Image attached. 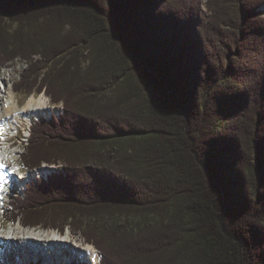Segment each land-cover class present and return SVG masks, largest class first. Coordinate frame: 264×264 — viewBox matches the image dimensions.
<instances>
[{
	"label": "trees",
	"instance_id": "trees-1",
	"mask_svg": "<svg viewBox=\"0 0 264 264\" xmlns=\"http://www.w3.org/2000/svg\"><path fill=\"white\" fill-rule=\"evenodd\" d=\"M264 0H0V73L63 104L4 211L100 264H264Z\"/></svg>",
	"mask_w": 264,
	"mask_h": 264
},
{
	"label": "bare ground",
	"instance_id": "bare-ground-1",
	"mask_svg": "<svg viewBox=\"0 0 264 264\" xmlns=\"http://www.w3.org/2000/svg\"><path fill=\"white\" fill-rule=\"evenodd\" d=\"M12 78V74L4 76L2 80L3 86L0 85V91L4 90L5 94L3 97L0 96V135H2V138H0V160L6 165L3 170H0L5 177L4 181H0V183H3V188H8V186H11V183L15 180L27 179L31 176L29 174L18 177L16 172L13 171V169L17 168V158L20 157L21 151L15 147L17 143H13L15 134H13L11 130L14 128L16 129L18 124H23L22 122L24 121H22V119H25L31 124L41 117L51 115L55 110V108L52 109L50 107L45 95L30 96L27 98L25 104L21 106L16 93L10 85L12 83ZM13 231L14 234L4 231L5 233L0 235V261H3V263H6V258L9 257L7 251H4L1 246L4 245V242L2 243L3 238L9 239L7 242L8 245L12 246L11 248L15 246L16 240L20 241L22 244L18 250H25L23 244H29L35 247V250L32 251V256L37 254L38 247L41 244H54V248L61 251L60 254H62V258L56 259L45 252L46 256L48 255L46 260L50 263H52L53 260L59 263H64L66 261L65 258H67V252L65 247H69L70 251L73 253L70 254V257L73 260L79 257L82 261L88 260L92 263L98 261V257L94 252L95 249L91 245L86 246L82 240L76 239L70 234L61 237L59 233L54 231H37L34 229L22 230V227L18 229V232H16V230ZM39 255L40 254L38 253V262H41L42 260L39 259Z\"/></svg>",
	"mask_w": 264,
	"mask_h": 264
},
{
	"label": "rangeland",
	"instance_id": "rangeland-1",
	"mask_svg": "<svg viewBox=\"0 0 264 264\" xmlns=\"http://www.w3.org/2000/svg\"><path fill=\"white\" fill-rule=\"evenodd\" d=\"M26 69H27V64L24 63L23 60H21V59H16L14 62L10 63L9 67H5L4 69H2L1 74H0V85L3 86L2 80H3L4 76H6L8 74H12L13 78H12V83L10 85H11V87L13 89L14 84H16L21 79V75L26 71ZM16 95H17V99L20 102L21 106H23L25 104V102H26L28 97L33 96V95L40 96V95H37L36 93H33L32 95L16 93ZM41 95H44V94H41ZM0 96L1 97L5 96L4 90L0 91ZM46 98L48 100V104L51 103V106H53V107L58 108L59 105L61 104V103L59 105L58 104H53L51 102V99L48 96H46ZM52 109H54V108H52ZM50 116L51 115H48V116H45V117H41L38 120L32 122L31 124H29V122L26 121L25 119H22V121H24V122H22L23 124H21V125L18 124L16 126V129L14 128L13 130H11V132L13 134H15L13 143H15V144L17 143L15 147L18 148L21 151L20 157L17 158V163H16L17 168L15 169V172L18 175V177L29 175L26 171H21L20 172V170L23 167L22 166L21 157L25 154V148L27 146V142L29 141V139L27 138V136L29 134V127L34 125L39 120L50 119ZM59 163L65 164L62 161H60V162H58L56 164H59ZM51 164H53V163H51ZM23 172H25V173H23ZM17 181L15 180L14 182L11 183V186L9 185L8 188L5 187V188H3L2 192L0 191V235L4 234L5 232H10L11 234H14L13 230H16V232H18V229L20 228V226H18V225L8 224L4 220V217H3V212L5 211L6 207L9 205L11 199H13V198H15L17 196H22L23 195V192L20 191L19 189L22 187V184L27 182L28 180H26V178H25V179L17 180ZM25 229L28 230L29 228H25ZM22 230H24V229H22ZM34 230L40 231L39 228H36ZM41 231H45V230H41ZM50 232H53V231H50ZM64 233H65V235H63L64 237L66 235L70 234L73 237H75L76 239H80L83 242H85V240L82 237L80 232H75V231L71 230L70 228H66ZM17 241L18 240H16V242ZM91 246H93V245H91ZM65 248H69V247H65ZM68 255H69V259H68V256H67V258H65V260H67V262H69L70 260H73V259H70L71 257H70L69 253H68ZM100 259L101 258L99 256V259H98L99 263H100Z\"/></svg>",
	"mask_w": 264,
	"mask_h": 264
},
{
	"label": "built area",
	"instance_id": "built-area-1",
	"mask_svg": "<svg viewBox=\"0 0 264 264\" xmlns=\"http://www.w3.org/2000/svg\"><path fill=\"white\" fill-rule=\"evenodd\" d=\"M259 11L264 13V8L259 9ZM23 62L27 64L26 70H28V63L26 61H23ZM63 113H64L63 104H60L59 107L57 108V111L55 112V114L59 117ZM67 168L68 167L66 164H61V163H59V164H56V163L55 164H43L41 169L35 173V176L37 178H43V179L47 180L52 175H64V174H66Z\"/></svg>",
	"mask_w": 264,
	"mask_h": 264
},
{
	"label": "snow or ice",
	"instance_id": "snow-or-ice-1",
	"mask_svg": "<svg viewBox=\"0 0 264 264\" xmlns=\"http://www.w3.org/2000/svg\"><path fill=\"white\" fill-rule=\"evenodd\" d=\"M0 138H2V135H0ZM6 167V165L3 163L2 160H0V170H3ZM15 171V169H13ZM5 177L3 175V172L0 171V181H4ZM0 191H3V183H0Z\"/></svg>",
	"mask_w": 264,
	"mask_h": 264
}]
</instances>
